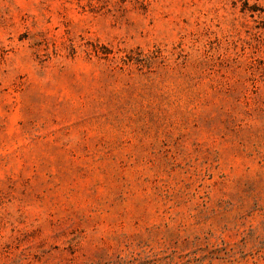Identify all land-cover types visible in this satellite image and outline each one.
<instances>
[{"label": "rangeland", "instance_id": "374dc122", "mask_svg": "<svg viewBox=\"0 0 264 264\" xmlns=\"http://www.w3.org/2000/svg\"><path fill=\"white\" fill-rule=\"evenodd\" d=\"M0 264H264V0H0Z\"/></svg>", "mask_w": 264, "mask_h": 264}]
</instances>
